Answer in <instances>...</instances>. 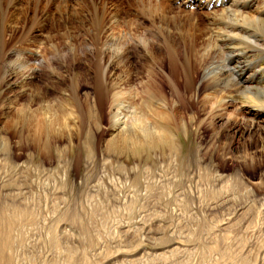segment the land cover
Returning <instances> with one entry per match:
<instances>
[{
    "label": "rangeland",
    "instance_id": "obj_1",
    "mask_svg": "<svg viewBox=\"0 0 264 264\" xmlns=\"http://www.w3.org/2000/svg\"><path fill=\"white\" fill-rule=\"evenodd\" d=\"M162 1V20L183 17L174 0ZM155 6V0H0V204L11 212L8 219L0 213V224L19 214L8 226L15 258L264 264L260 138L231 139L241 112L205 99L199 74L192 89L183 85V26L170 24L167 39L178 47L172 69L162 22L150 20ZM150 78L164 81L154 87ZM146 103L164 114L167 129L151 117L147 127L164 128L162 140L111 126L114 111L132 122L127 111L148 113ZM247 152L255 161H241Z\"/></svg>",
    "mask_w": 264,
    "mask_h": 264
},
{
    "label": "bare ground",
    "instance_id": "obj_2",
    "mask_svg": "<svg viewBox=\"0 0 264 264\" xmlns=\"http://www.w3.org/2000/svg\"><path fill=\"white\" fill-rule=\"evenodd\" d=\"M155 2H156V6L154 8L152 7V9H154L156 16L154 14V16L150 20L153 26H155V24L157 23L156 20H158L160 23L162 22L161 23L162 30L161 32L158 31L157 33L160 32L165 38V40H163L162 42V46H163V50L165 51V53L172 60L171 61L170 59H168V61H170V66L172 69L173 68L176 69L175 67L176 65L174 66V63H175L174 57L175 55L178 54V47H177L176 42L175 43L173 42L174 40L172 41V40L167 39V36L169 37L171 35L170 24L177 26L179 25L177 23L180 22L181 25L179 26H183L182 27L183 34L181 33V36H180V38H183L182 43H183V49H184V54H185L183 58V85L188 88L194 87L195 81H196L195 78L197 79L196 76L197 74H199L200 84L198 87L201 89L204 88V90L206 89V93L202 95L205 99L214 98L215 99L214 101H216V103H219L220 105L221 104L223 105L225 103L226 104L230 103V105L235 108V111L241 112L240 114H241V118L243 119V121L241 119L242 122L241 121L235 122L236 121L235 120L234 123L231 124L232 125L230 129L231 136H232L231 139H234V137L237 135L242 137L245 134H249L251 138L252 137L260 138L261 152L262 154H264V0H174V2L177 3L175 7L176 9H178L177 10L178 13L180 11V13L183 14V17L181 15H178L176 17L174 15L175 20L173 18H170L171 17L170 15H164V16H167V18L168 16H170L169 17L170 20L168 19L162 20V15L159 14L157 6L159 4L163 6L164 2L162 0H155ZM193 6H196L198 12H196V10L191 9ZM200 11H202V13L204 14L203 16H205L204 20L206 18L205 20L206 22H204V25H203L204 20L203 21L201 20L203 18H200L201 16H199ZM161 13H164V11L162 10ZM175 14L177 13L175 12ZM164 16H163V19H165ZM177 29L181 30V27ZM192 29L194 33L192 32ZM150 79H152L151 83L155 84L154 87L158 84H162V81H164L163 79H161L162 81L157 84V81H155V79L153 78H150ZM167 80L165 82L170 83L171 80L170 79H169L170 81L169 80L167 81ZM147 83L151 84L150 81ZM209 89L210 90L212 89V90L209 92ZM116 96L115 98L120 97V95L119 97L118 95ZM147 96H148L147 101L151 100L150 101L151 103L155 101L151 99L154 97V94H152L151 92L147 94ZM121 97L123 98L122 95ZM159 100L165 102V100H162V99H159ZM118 101H120V99ZM150 102H147V103L150 104ZM153 104L151 105V107H149L147 104L146 107L149 108L148 113L146 112L147 115L146 113H142L140 110H138L140 112L138 111L132 112L128 110L127 112H129L128 114L131 115V116L129 115V118H130V121L132 122L127 121L128 119L126 120V117L128 116H124V114H122L121 112L122 110L119 108L120 106L116 105L118 106L119 110H116L114 111V113H112L113 121H111V126L114 127V130L116 129V130L123 132L124 135H127L126 132L130 131V129L134 130L135 128H136L135 131L136 130L138 131V129H141L144 132L145 131L151 132V129H148L150 128L148 127L149 125L148 118L151 117L150 119H152L153 121L156 120L159 123L157 125H160L164 117V114L160 115L156 112L154 113L155 108L153 109L152 107ZM223 107L225 108V106ZM143 108H145V106ZM145 111H147V109ZM45 116L46 115L44 114V117ZM167 117L168 116L166 115V118ZM223 117L224 116L222 115H218L217 119L222 122L224 121ZM144 121L146 122L144 123ZM223 125H225V128H227L226 123H223ZM151 126H152L151 133H154V135L156 136L159 135L160 139L162 140L161 137L162 136L164 137V134H165V133L164 134L162 133L164 128H166L165 125L164 124L161 125V127L164 126L163 130H161L162 129L161 127L158 128L154 124ZM31 127H32V124H31ZM142 127H144V130ZM168 133L166 135H169ZM144 135L148 136L150 135V133L147 132ZM141 136H143V134ZM33 137H35V135ZM129 138H131V136ZM156 139L152 141L155 142ZM34 141L35 143L33 144L35 145L36 142H38L37 137L35 138ZM135 141H138V140H135ZM146 142L147 141H145V143ZM163 142H166V141L163 140ZM137 145H140V144H137ZM229 146L231 145L228 144V147ZM254 146H257V144H255ZM240 158H241V161L243 162H247L250 159H251L250 161L252 162L255 161L254 155L248 152L242 155ZM6 200L8 199L6 198ZM3 204L4 203H2V205L0 204V208L3 206ZM14 204L12 201L11 203L12 208ZM16 206L18 207V205H15V207ZM6 207L8 208V206H5L3 209L4 210L7 209ZM15 207H14V210H15ZM2 208H1L0 213L2 212L4 213ZM8 212L5 211L4 214L6 215H3L7 219L11 214L10 212L8 216L7 214ZM13 213L12 215H17V216L19 215L18 213L17 214H13ZM3 216L1 215L2 219L4 218ZM14 217L15 216H13V219ZM13 219L11 217L10 220L14 221L15 219L14 220ZM10 220L6 221L5 225L0 224V264H34L33 260L37 261L39 258L33 257L32 260H30L29 262H26L27 259L26 261H24L23 259H20L19 254H17L18 255L17 258L14 257V248L12 247L13 245H11L10 243L11 236H10V230H8ZM12 224H14V222H12ZM12 258H14V262ZM44 263H45L44 259H40L38 262V264H44ZM50 263L52 262H49L48 264Z\"/></svg>",
    "mask_w": 264,
    "mask_h": 264
}]
</instances>
